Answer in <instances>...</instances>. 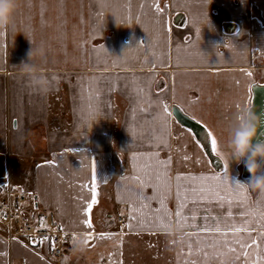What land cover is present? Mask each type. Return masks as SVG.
<instances>
[{
  "label": "crops",
  "instance_id": "crops-1",
  "mask_svg": "<svg viewBox=\"0 0 264 264\" xmlns=\"http://www.w3.org/2000/svg\"><path fill=\"white\" fill-rule=\"evenodd\" d=\"M17 4L0 29V184L23 186L29 211L53 197L65 264H264V197L236 189L250 173L227 148L264 89V0ZM174 110L217 140L219 167ZM16 245L0 230V264L48 254Z\"/></svg>",
  "mask_w": 264,
  "mask_h": 264
},
{
  "label": "built area",
  "instance_id": "built-area-1",
  "mask_svg": "<svg viewBox=\"0 0 264 264\" xmlns=\"http://www.w3.org/2000/svg\"><path fill=\"white\" fill-rule=\"evenodd\" d=\"M27 192L21 185L0 184V230L5 241L32 248L44 245L51 260L64 261L73 251L74 242L52 217L53 197H44L42 204L32 205L29 211Z\"/></svg>",
  "mask_w": 264,
  "mask_h": 264
},
{
  "label": "clouds",
  "instance_id": "clouds-1",
  "mask_svg": "<svg viewBox=\"0 0 264 264\" xmlns=\"http://www.w3.org/2000/svg\"><path fill=\"white\" fill-rule=\"evenodd\" d=\"M17 7V0H0V29L6 30L13 26ZM39 51L40 49L30 51L29 56L33 58L34 54ZM22 70L38 92L50 91L48 77L39 72L34 60L32 63L24 64ZM262 126H264V113L257 114L251 108L243 109L228 134L227 148L230 158L243 163L250 173L247 183H238L264 197V139L258 137V129ZM83 243L82 240L78 241V245Z\"/></svg>",
  "mask_w": 264,
  "mask_h": 264
},
{
  "label": "water",
  "instance_id": "water-1",
  "mask_svg": "<svg viewBox=\"0 0 264 264\" xmlns=\"http://www.w3.org/2000/svg\"><path fill=\"white\" fill-rule=\"evenodd\" d=\"M252 110L256 111L257 114H259L261 111L264 113V89H262V91L256 96L252 106ZM174 116L182 125L186 126L192 131V133L202 145L207 156L212 160L214 165H217V167H219V162L215 160L211 154L210 139L207 131L201 125L185 118L177 110H174Z\"/></svg>",
  "mask_w": 264,
  "mask_h": 264
},
{
  "label": "rangeland",
  "instance_id": "rangeland-1",
  "mask_svg": "<svg viewBox=\"0 0 264 264\" xmlns=\"http://www.w3.org/2000/svg\"><path fill=\"white\" fill-rule=\"evenodd\" d=\"M16 246H19L21 248V243H17ZM32 249L33 250L30 249V251H35L34 248H32ZM35 252H37V251H35ZM16 253H17V251H16ZM40 256H41V258H40ZM9 258H11L10 261H12V262L9 261ZM9 258H8L9 262H6L7 264H10V263H12V264H27V263L30 264V263H33V261L30 259V257H26L23 254L21 255V249H20V252H18V255L16 257L15 256L13 257V255H12V257H9ZM39 258L41 259L42 264H65V261L55 262V261L51 260L49 258L48 254L43 255L42 253H39Z\"/></svg>",
  "mask_w": 264,
  "mask_h": 264
},
{
  "label": "snow or ice",
  "instance_id": "snow-or-ice-1",
  "mask_svg": "<svg viewBox=\"0 0 264 264\" xmlns=\"http://www.w3.org/2000/svg\"><path fill=\"white\" fill-rule=\"evenodd\" d=\"M210 143H211L212 151H213V152L217 151V140H216L215 138H212L211 141H210ZM244 188H245L244 185H241V184H237V185H236V189H237L238 191H244ZM96 203H97V200H96V194H95V191H93V198H92V201H91V203L88 205V208H87V210H86V214H87L89 217H90V214H91V209H92L93 205L96 204ZM176 215L179 216L180 213L177 212ZM84 223H85V225H86L88 228H92V226H93L90 218H89V219H86V220L84 221ZM237 231H241V229H237Z\"/></svg>",
  "mask_w": 264,
  "mask_h": 264
}]
</instances>
